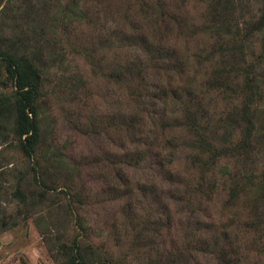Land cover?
I'll list each match as a JSON object with an SVG mask.
<instances>
[{
	"label": "rangeland",
	"instance_id": "374dc122",
	"mask_svg": "<svg viewBox=\"0 0 264 264\" xmlns=\"http://www.w3.org/2000/svg\"><path fill=\"white\" fill-rule=\"evenodd\" d=\"M165 2L177 20L186 22L184 28L176 20H151L134 0H0V51L20 53L26 47L44 61L37 157L43 156V180L52 188L44 190L34 181L33 162L13 133V115H0V264H61L60 246L70 244L78 229L90 238L84 244L97 258L125 264H264V254L254 251L247 250L240 262L209 252L210 237L220 239L228 229L236 233L235 224L227 227L236 216L225 205L224 186L218 180L216 193L196 202L180 183L191 187L196 182L188 159L193 151L185 145L159 150L160 135L154 138L149 131L155 111L149 109L147 116L135 107L130 85L141 79L157 85L165 74L162 69L156 74L157 59L150 60L158 54L159 40L165 45L159 51L174 50L180 61L182 71L169 72L179 86L189 74L200 83L214 63L203 59L217 40L203 30L208 0ZM74 4V14L85 13L81 19L73 14L69 23L48 27L59 5ZM231 6L228 20L241 32L257 5L246 3L244 15L240 0ZM255 38L249 35L251 49ZM116 62L139 69L137 78L115 83L110 71ZM12 93L0 58V99ZM216 100L223 110L224 102ZM131 116L136 122L129 129ZM254 148L261 154L255 162L260 167L264 146ZM63 191L73 200L74 217L67 213Z\"/></svg>",
	"mask_w": 264,
	"mask_h": 264
},
{
	"label": "trees",
	"instance_id": "16d2710c",
	"mask_svg": "<svg viewBox=\"0 0 264 264\" xmlns=\"http://www.w3.org/2000/svg\"><path fill=\"white\" fill-rule=\"evenodd\" d=\"M232 1L208 0L209 19L203 30L212 33L217 40L203 57L214 59L213 65L204 71L203 81L196 83L195 77L189 74L179 86L169 72L176 70L180 73V61L174 50L161 53L159 47L164 44L159 40L158 54L150 60L157 59L156 74L160 73V69L162 74L165 73L160 77V83L148 84L137 79V83H132L129 88L133 89L131 93L137 111L146 112L147 116L150 115L149 109L152 113L155 111L149 131L157 135L154 138L160 135L159 150H174L179 145H185L189 152L193 151L188 159L197 171L196 182L191 187L187 182L180 183L195 195V201L216 193L220 182L224 186L225 205L232 208L236 216V221L227 227L235 224L236 233L230 234L229 229L221 231L220 239L210 237L212 242L206 244L213 255L234 257L236 262H240V257L243 261L247 250L264 254V160L262 166L255 165L261 154L254 151L258 145L264 146V0H253L257 5L255 15L251 16L253 19L244 20L241 32L233 30L227 17ZM250 1L240 0L243 15L246 3ZM134 3L145 16L151 15V20H176L181 28L186 25L167 9L165 0H134ZM125 6L129 8L130 3ZM145 6L151 9L150 12L145 10ZM76 10V4L70 8L59 5L58 11H54L46 21L48 27L52 28L58 21L69 23L75 19L69 15ZM23 14L26 15V12ZM84 15L80 11L74 14L76 19ZM26 18L31 22L35 19L30 15ZM249 35L256 36L253 49L248 43ZM26 49L23 47L20 53L0 51V58L13 84V93L0 99V115H13V133L19 138L23 153L33 162V179L48 190L52 188L43 180L44 159L43 156L37 157V102L43 86L44 61L41 54L27 52ZM198 55L194 54V57L200 62ZM136 71L140 70L133 65L126 63L120 66L116 62L110 76L115 83L131 81L137 78ZM142 82H145L143 89L139 88ZM216 98L224 102L223 110L215 105ZM154 103L160 106L157 108L159 111L155 110ZM133 118L128 117L126 121L129 129L136 122ZM179 136L183 137L182 141ZM160 164H163L162 158ZM63 193L68 198L67 213L74 217L71 208L73 200L69 192ZM14 194L21 200L25 197L20 191ZM76 233L70 244L60 246L61 264H125L123 260L97 258L91 246L84 244L89 242V237L80 229Z\"/></svg>",
	"mask_w": 264,
	"mask_h": 264
}]
</instances>
